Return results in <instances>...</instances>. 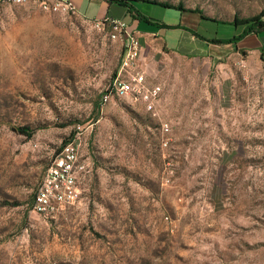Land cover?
I'll return each instance as SVG.
<instances>
[{
    "label": "rangeland",
    "instance_id": "rangeland-1",
    "mask_svg": "<svg viewBox=\"0 0 264 264\" xmlns=\"http://www.w3.org/2000/svg\"><path fill=\"white\" fill-rule=\"evenodd\" d=\"M147 1L181 5L209 40L243 26L202 16L230 24L264 12V0ZM135 9L159 21L168 10ZM113 34L33 1L0 3V264H264V51L195 55L153 41L141 70L162 92L146 111L131 97L103 103L124 55ZM78 126L83 197L34 217L50 161Z\"/></svg>",
    "mask_w": 264,
    "mask_h": 264
},
{
    "label": "built area",
    "instance_id": "built-area-1",
    "mask_svg": "<svg viewBox=\"0 0 264 264\" xmlns=\"http://www.w3.org/2000/svg\"><path fill=\"white\" fill-rule=\"evenodd\" d=\"M32 1L49 14L79 15L73 0H0V3L24 4ZM94 22L97 26L111 23L116 32L112 38L121 37L124 42L119 74L106 88L103 103L107 104L114 97H131L140 102L146 111H152L160 98L162 88L160 85H150L141 70L144 62L143 45L122 21L105 19ZM84 141L83 128L78 126L74 135L62 146L60 153L50 161L34 195L31 208L34 217L47 220L55 218L82 199L83 180L90 173L89 160L83 155Z\"/></svg>",
    "mask_w": 264,
    "mask_h": 264
},
{
    "label": "crops",
    "instance_id": "crops-1",
    "mask_svg": "<svg viewBox=\"0 0 264 264\" xmlns=\"http://www.w3.org/2000/svg\"><path fill=\"white\" fill-rule=\"evenodd\" d=\"M75 5L78 8L79 17L89 21H103L105 19L108 20H118L122 21L128 26V29L135 34L140 43L144 47V51L149 47L150 43L153 41L163 40L166 45H168L172 50L175 51H183L188 54L195 55H203L207 49L211 45H231L235 50L240 49V43H244L243 49H253L264 51V39L260 41V39L264 36L262 35H250L247 36L242 41L234 44V43H220L213 44L201 41L194 35H192L187 29L193 30L199 22L195 18L191 16H187L184 12H181L176 9L166 8L168 9L166 13L163 14V21L155 20L153 18H149L148 13L152 12L151 9L145 11V15L138 11L141 15H143L148 21L141 20L135 13H130L129 9L124 6H120L116 3H109L105 0H73ZM144 2L153 4L147 1H137L133 3L135 7L137 3ZM161 6V5H158ZM202 20V19H201ZM174 33V38L171 39L169 44L168 37L170 34ZM166 37H163V36ZM256 37V41L245 42L248 37ZM259 40H258V39ZM225 39V38H224ZM209 40V39H208ZM145 53V52H144ZM207 53V52H206Z\"/></svg>",
    "mask_w": 264,
    "mask_h": 264
},
{
    "label": "trees",
    "instance_id": "trees-1",
    "mask_svg": "<svg viewBox=\"0 0 264 264\" xmlns=\"http://www.w3.org/2000/svg\"><path fill=\"white\" fill-rule=\"evenodd\" d=\"M137 1H147V0H107V2H109V3H116L120 6L127 7L129 9L130 13H135L139 17V19L148 21V19H146L143 15H141L133 6V3L137 2ZM147 2L161 5L164 8H172V9H176V10H179L181 12H184L181 5L173 7L167 3L161 4V3L154 2V1H152V2L147 1ZM196 13L200 14L201 12L197 11ZM263 18H264V12L258 16L253 17V18H248V19L235 18L233 23L227 24V23H224L222 21H218V20H214V19H210V18H206V17L202 16V20H206V21L218 22L219 24H225V25H233L236 28L243 26V32L242 33H240L239 35L234 36L232 38H228V39L225 38V39L208 40L193 30H190L188 28H185V29H187L192 35H194L195 37H197L201 41H204L207 43H213V44L234 43V44H236V43L242 41L243 39H245L247 36H250V35H257L258 36V35L264 34V20H263ZM18 131L22 134L27 135L28 137L32 136V131L27 127L20 128V129H18ZM60 150L57 152V154L60 153Z\"/></svg>",
    "mask_w": 264,
    "mask_h": 264
}]
</instances>
